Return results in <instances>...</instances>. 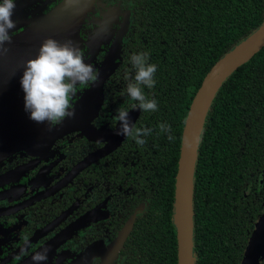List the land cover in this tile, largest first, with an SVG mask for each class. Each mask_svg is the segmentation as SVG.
I'll return each instance as SVG.
<instances>
[{
    "label": "trees",
    "instance_id": "trees-1",
    "mask_svg": "<svg viewBox=\"0 0 264 264\" xmlns=\"http://www.w3.org/2000/svg\"><path fill=\"white\" fill-rule=\"evenodd\" d=\"M130 5L129 45L137 54L148 53L147 62L157 67L155 84L144 86V93L156 100L158 118L155 123L148 118L143 127L152 129L145 139L151 140L146 156L154 185L145 189L151 194L147 210L125 241L132 253L127 261L176 264L174 177L190 100L211 65L260 24L264 2L130 0ZM163 123L171 126L173 140L160 131ZM263 201L264 45L223 80L202 122L192 174L193 264H239Z\"/></svg>",
    "mask_w": 264,
    "mask_h": 264
},
{
    "label": "flooded vegetation",
    "instance_id": "flooded-vegetation-1",
    "mask_svg": "<svg viewBox=\"0 0 264 264\" xmlns=\"http://www.w3.org/2000/svg\"><path fill=\"white\" fill-rule=\"evenodd\" d=\"M27 1L15 0L16 11L11 18L18 22L9 30L11 37L29 25L31 17L46 13L61 0ZM110 10L115 13L108 15L109 39L90 55V36ZM131 16L130 0L94 2L77 29V46L84 53L85 63L99 72L112 39L118 35L119 40L113 68L100 85L98 103L89 98L87 105L85 91L89 87H81L70 125L61 128L48 146L15 150L0 159V264L25 261L75 221L82 224L49 250L47 261L29 264H64L86 247L92 251L89 264H99L102 254L111 250L108 264H131L127 258L132 253L126 250L125 241L134 221L147 210L151 194L146 195L145 189L152 190L154 185L147 171L150 161L146 148L151 140L142 137L145 144L137 145L133 138L117 135L119 122L114 117L118 108H124L137 128H143L148 118L154 123L158 118L157 111H150V116L134 109L136 102L127 95L126 77L134 75L130 57L137 52L129 45ZM141 88L144 92L143 85ZM85 106L87 111L82 110ZM24 235L29 236L32 247L18 261ZM136 257L131 259L136 261Z\"/></svg>",
    "mask_w": 264,
    "mask_h": 264
},
{
    "label": "water",
    "instance_id": "water-1",
    "mask_svg": "<svg viewBox=\"0 0 264 264\" xmlns=\"http://www.w3.org/2000/svg\"><path fill=\"white\" fill-rule=\"evenodd\" d=\"M86 1L61 0L46 13L35 17L21 32L13 35L11 43L4 45L7 51L0 52V159L15 150L29 151L46 147L63 128L62 122L49 131L47 122L37 123L29 118V113L24 108V92L20 78L24 61L34 58L38 53V49L31 48L36 40L47 36L60 42L71 40L76 43L80 11H74V6L83 11L82 5H85ZM263 45L264 16L256 28L211 65L190 100L181 133L174 177L172 219L176 237V264H193L192 174L205 113L223 80ZM258 233L263 238V245L256 264H261L264 252V201L260 214L252 223L239 264H249Z\"/></svg>",
    "mask_w": 264,
    "mask_h": 264
},
{
    "label": "clouds",
    "instance_id": "clouds-1",
    "mask_svg": "<svg viewBox=\"0 0 264 264\" xmlns=\"http://www.w3.org/2000/svg\"><path fill=\"white\" fill-rule=\"evenodd\" d=\"M16 8L15 0H2L0 2V52L7 51L5 43H11L9 30L16 26L11 18ZM148 53L134 54L130 57L134 75L126 77L127 95L136 103L134 109L144 112L156 111L155 99H148L142 91L141 85L151 89L154 84V74L157 71L155 64L148 63ZM24 92V108L29 118L37 123H48V130L60 125L65 118L75 116V99L81 87H93L99 84V72L91 63H85L84 53L73 41L63 42L53 38H45L38 48L34 58L24 61V70L20 78ZM114 119L119 122L115 129L117 135L131 137L137 145H144L146 137L151 134L150 128H137L131 122L128 111L118 108ZM161 132L171 135V126L166 123L159 125ZM16 260L28 254L32 242L28 235L23 236ZM49 248L42 246L31 254L33 262L47 261Z\"/></svg>",
    "mask_w": 264,
    "mask_h": 264
},
{
    "label": "rangeland",
    "instance_id": "rangeland-1",
    "mask_svg": "<svg viewBox=\"0 0 264 264\" xmlns=\"http://www.w3.org/2000/svg\"><path fill=\"white\" fill-rule=\"evenodd\" d=\"M29 1H32V0L27 1L30 4H33V2H34V1L29 2ZM37 1H39V0H36V2ZM95 1L96 0H87L85 5L84 4L82 5L84 7V9H82L83 11L78 9L77 6H74V11H80L79 25H80L83 17L86 15V13L90 9H92ZM15 11H16V8H15ZM114 13L115 12L113 10H110L109 12L105 13V15L103 16L104 19L100 22L99 28H97L94 31L93 35L90 36V41H91L90 48H89L90 55H93L98 50V47L103 43V41H108V39H109V37H108L109 31L108 30H109V22H110V20H109L110 18H108V15L111 14V16H112ZM59 14H60V12H59ZM59 14H57V15H59ZM121 14L124 15V13H121ZM35 17H38V16L31 17L29 23L32 22ZM17 22L18 21H16V23ZM27 26L28 25H26L23 29H25ZM21 31H19V32H21ZM117 36L114 39H112L108 49L106 50V55L104 56L105 59L99 67V84H98V86L89 87L88 90L85 91L86 92L85 97L87 98V101H85V103H87V105H88V99L89 98H92L93 100H95V101H93V104L95 103V105L98 103V101H99L98 99H100V85L102 83L104 76L107 73H109L111 71V69L113 68L114 59H115L116 54L119 50V40H118ZM74 37H75V35H74ZM45 38H47V36L36 40L35 43L31 46L32 50L38 49L40 44L43 42V40ZM78 38H79L78 34H76V38H75V42H76L75 44L76 45H77V42H79ZM82 110L87 111L88 106H85V108L84 109L82 108ZM64 123L65 124L63 125V128L70 125V120L66 119ZM136 212H140V210H137ZM86 216L89 217V215H86ZM86 216L80 218V220L86 218ZM81 224H82V222H77V221L69 224L60 233H58L57 235L52 237L49 240V242L44 244L43 246L48 247L49 250H53L57 246V244H59L66 236L71 235L73 233L74 229H76ZM127 227H128V225L126 226V228ZM125 231L126 230H124L121 233L124 234ZM255 239H256L255 240L256 242H255L253 249L251 251L249 264H256V262L258 261V258H259L260 249L263 245V238H262L261 234L258 233V235L256 236ZM40 248L38 250H40ZM85 253H87V254H85ZM112 253H113L112 250H111V253H109V254L103 253L102 259H101L99 264H108L109 260L111 259ZM91 255H92V251L90 250V247H86L80 254L76 255L73 258H70L69 261H67L64 264H89L90 259H91ZM30 262H32L31 257L26 259L25 261L19 263V264H29Z\"/></svg>",
    "mask_w": 264,
    "mask_h": 264
}]
</instances>
